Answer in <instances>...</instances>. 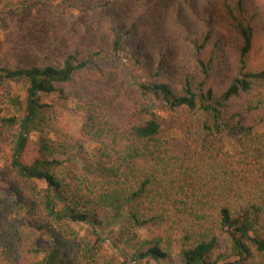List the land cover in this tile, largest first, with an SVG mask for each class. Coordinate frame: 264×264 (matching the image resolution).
<instances>
[{
  "label": "trees",
  "instance_id": "trees-1",
  "mask_svg": "<svg viewBox=\"0 0 264 264\" xmlns=\"http://www.w3.org/2000/svg\"><path fill=\"white\" fill-rule=\"evenodd\" d=\"M5 1L32 41L30 54L0 61V88L24 95L0 97V264H116L101 252L107 240L134 252L117 264H166L172 251V264H264V150L252 147L264 142V60L253 56L264 57V0ZM68 9L89 24L59 34L51 20L73 18ZM98 28L89 49L81 41ZM118 65L144 73L126 86ZM70 99L85 113L77 135L58 126ZM178 108L204 139L188 119L182 138L163 131ZM88 143L87 165L67 169Z\"/></svg>",
  "mask_w": 264,
  "mask_h": 264
},
{
  "label": "rangeland",
  "instance_id": "rangeland-1",
  "mask_svg": "<svg viewBox=\"0 0 264 264\" xmlns=\"http://www.w3.org/2000/svg\"><path fill=\"white\" fill-rule=\"evenodd\" d=\"M7 1H12L14 4L17 3L18 0H6ZM121 4V2L124 4L121 5L122 9L125 8L126 4L128 3L127 1H119ZM118 4V6H119ZM119 7H117L118 9ZM116 9V8H115ZM114 9V10H115ZM8 9L5 7V3L3 2V4L0 5V16L2 17V20L0 21V23H2L4 26H2V24L0 25V61H5L7 59V62H12L15 59H19L25 55L30 54L29 51H27V47L31 45V41H32V36L31 35H27V31L26 29L28 28V21L24 22H18V20L16 18H14V20H9L7 18L6 15H4L3 13L6 12ZM68 15L73 16V18H63L61 19L62 21L59 22L57 20L52 19L51 22H53L55 26H57V31L59 34H62V30H64V28H69L72 27L74 29H78L80 26H85L84 24H89V17L86 16H82L80 18V14H78L77 12H72L70 9H68ZM72 13V14H71ZM79 18V19H78ZM47 18H42V19H38L37 20V24L40 22L45 21ZM93 22H97V20L93 17L92 18ZM7 25V29H4L5 26ZM142 29V28H141ZM171 30V29H170ZM169 30V32H170ZM145 31V30H144ZM168 32V33H169ZM104 30L102 28H98L96 29L94 32H92L93 36L90 37V39L87 37L84 39V41H81L82 43L87 44L89 49H96L95 45L97 43V41L100 38L101 35H103ZM80 34H77L76 38H79ZM106 40V39H105ZM30 44V45H29ZM177 50H179L177 48ZM229 55H230V63H232L233 60V55L231 54V52L229 51ZM256 60V63L262 62L264 60V57L261 55H253ZM180 65H181V69L185 68V71H187L190 74H194L195 69H194V65L192 62H190V60H185V59H180ZM233 65V63H232ZM112 67L111 71L114 73H116L117 75L120 74L121 70H123L126 73L127 78H124V75L122 76V78L126 81L125 85L127 86L128 78L130 77L129 75L131 73H134L137 77H141V75L144 73L143 70H138V69H133L132 67H124L123 65H118V66H110ZM218 76V75H217ZM117 78V77H115ZM176 79V78H174ZM225 83V80L222 79L220 76H218V82L217 81H213L212 86H214L217 90L219 89V85L223 86ZM125 86V87H126ZM9 90L12 92V95H14L15 97H19L20 99L24 98V95L22 92H19L16 87L15 84H10V86L7 87H2L0 88V97L3 98V96H5V90ZM125 96V91L122 90L121 94H120V99H123ZM119 101H116L115 103H118ZM84 111L83 110H79L76 108V104H75V100L74 99H70L67 102V106L64 110L61 111L60 114V119L58 121V126L60 128L66 129L69 133L73 134V135H77L83 120H84ZM186 119L190 120V124L189 127L191 128V134L195 135L196 137H198L199 139H204L207 136V132L201 130V127L199 126L198 121L196 120V118L189 116L187 111L184 108H178L174 111H166L164 113V119L162 121V129L165 133L168 134H172L174 136H176L177 138H182L183 136V132H184V121H186ZM170 129L172 131H170ZM257 135H264V130L261 129H257L256 130ZM40 134L35 132V131H31L28 135L29 141L31 144L36 145L38 143ZM216 140H219L225 147L226 151L232 154H236L241 150L240 147V143L236 142L234 139L227 137L226 135H220L217 136ZM264 142L262 141H256L253 144V148H260L261 150H264V145H262ZM95 144L93 143H88L85 146V152L82 156L73 159L72 161L66 162L65 163V167L67 169H71V168H82L83 166L87 165L86 160L89 157V154H92V152L95 149ZM61 160H63V158H59ZM4 166V161L2 158H0V169ZM41 187H45V184L43 182L40 183ZM72 228L77 231L78 236L82 239H88L91 237V233H90V227L89 226H85V225H80V224H72L71 225ZM110 231L114 230L110 227V228H106L105 229V234ZM136 238L137 241L135 243H137L138 241L142 240V239H146L149 236V231L147 229H142V230H138L136 232ZM111 237H116L115 233L112 234ZM122 249V250H121ZM126 252V253H134L133 251L128 250L125 246L121 245L120 250H116L114 249V247L109 243V240H107V242H105L104 246L101 249V252L106 254L109 259H113V261L117 264V261H121V252ZM100 252V253H101ZM124 252V253H125ZM174 258V251H172L171 254V259H169L166 264H172L171 260ZM264 263V260H263ZM142 264H154L153 262L150 263H142Z\"/></svg>",
  "mask_w": 264,
  "mask_h": 264
}]
</instances>
